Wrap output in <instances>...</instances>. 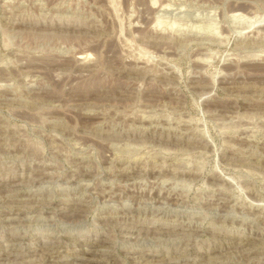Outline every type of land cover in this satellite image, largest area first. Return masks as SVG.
I'll list each match as a JSON object with an SVG mask.
<instances>
[{
  "label": "rangeland",
  "instance_id": "rangeland-1",
  "mask_svg": "<svg viewBox=\"0 0 264 264\" xmlns=\"http://www.w3.org/2000/svg\"><path fill=\"white\" fill-rule=\"evenodd\" d=\"M0 264H264V0H0Z\"/></svg>",
  "mask_w": 264,
  "mask_h": 264
},
{
  "label": "bare ground",
  "instance_id": "bare-ground-1",
  "mask_svg": "<svg viewBox=\"0 0 264 264\" xmlns=\"http://www.w3.org/2000/svg\"><path fill=\"white\" fill-rule=\"evenodd\" d=\"M112 1V0H111ZM154 57V56H153ZM86 182V181H85ZM78 188V187H77Z\"/></svg>",
  "mask_w": 264,
  "mask_h": 264
}]
</instances>
